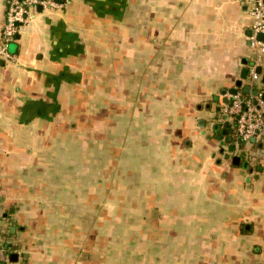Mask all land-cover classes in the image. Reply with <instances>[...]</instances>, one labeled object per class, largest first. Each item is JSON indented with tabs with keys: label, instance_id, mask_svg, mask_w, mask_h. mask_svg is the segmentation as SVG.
<instances>
[{
	"label": "crops",
	"instance_id": "1",
	"mask_svg": "<svg viewBox=\"0 0 264 264\" xmlns=\"http://www.w3.org/2000/svg\"><path fill=\"white\" fill-rule=\"evenodd\" d=\"M57 3L0 57V264H264V138L224 113L264 95L249 5Z\"/></svg>",
	"mask_w": 264,
	"mask_h": 264
},
{
	"label": "built area",
	"instance_id": "2",
	"mask_svg": "<svg viewBox=\"0 0 264 264\" xmlns=\"http://www.w3.org/2000/svg\"><path fill=\"white\" fill-rule=\"evenodd\" d=\"M249 5L248 13L252 20L250 47L255 55L254 66L248 72L252 86L261 82L255 68L259 65L264 69V0H245ZM61 7L55 0H5V17L1 30L0 57L6 61L13 59L9 45L15 41L19 29L32 19L37 10H51ZM262 35L258 40L257 35ZM228 105L224 113L230 117L234 134L238 141L246 146L264 138V98L261 93L256 96L244 95L240 91L226 94Z\"/></svg>",
	"mask_w": 264,
	"mask_h": 264
},
{
	"label": "water",
	"instance_id": "3",
	"mask_svg": "<svg viewBox=\"0 0 264 264\" xmlns=\"http://www.w3.org/2000/svg\"><path fill=\"white\" fill-rule=\"evenodd\" d=\"M56 1H57V2H62L63 0H56ZM38 10L40 11V8H39ZM257 38H258V40H262V35H261V34H258V35H257ZM15 48H16V45H15L14 43H12V44L9 45V51L13 52V51L15 50ZM256 73H257V74L260 73V69H259V68L256 69ZM246 74H247V70H243V74H242V76H241V79H242V80L246 78ZM262 81L264 82V78L262 79ZM236 86H237L238 88H240V87H241V82H240V81L237 82ZM235 92H236V90H231L230 94H234ZM241 92L244 93V94H250L251 96H256V94H257V91H256V90H250V87H249V86H243V87L241 88ZM263 98H264V95H263ZM201 122H202V121H200L199 124H202ZM250 142H251V143H254V140L251 139ZM6 248H7V247L5 246V247H4V250H5ZM14 257H15L14 255H13V257L10 256L11 259L14 258Z\"/></svg>",
	"mask_w": 264,
	"mask_h": 264
},
{
	"label": "rangeland",
	"instance_id": "4",
	"mask_svg": "<svg viewBox=\"0 0 264 264\" xmlns=\"http://www.w3.org/2000/svg\"><path fill=\"white\" fill-rule=\"evenodd\" d=\"M245 81H246V83H249V84L251 83V81H250V79H249V78H248V79H246ZM249 84H248V85H249ZM257 84H258V83H257ZM228 118H229V119H228V121H230V117H228ZM229 123H230V122H229ZM230 124H231V123H230ZM237 141H238V140H237ZM213 153H216V154H217V153H218V151H215V152H213ZM213 153H212V154H213Z\"/></svg>",
	"mask_w": 264,
	"mask_h": 264
},
{
	"label": "trees",
	"instance_id": "5",
	"mask_svg": "<svg viewBox=\"0 0 264 264\" xmlns=\"http://www.w3.org/2000/svg\"><path fill=\"white\" fill-rule=\"evenodd\" d=\"M238 91H240V90H238ZM241 92V91H240Z\"/></svg>",
	"mask_w": 264,
	"mask_h": 264
}]
</instances>
